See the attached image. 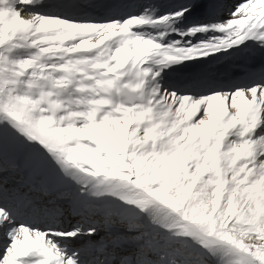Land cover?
Segmentation results:
<instances>
[{
	"label": "snow or ice",
	"instance_id": "obj_1",
	"mask_svg": "<svg viewBox=\"0 0 264 264\" xmlns=\"http://www.w3.org/2000/svg\"><path fill=\"white\" fill-rule=\"evenodd\" d=\"M0 264H264V0H0Z\"/></svg>",
	"mask_w": 264,
	"mask_h": 264
}]
</instances>
